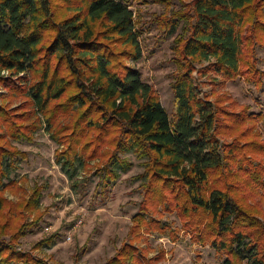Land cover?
Instances as JSON below:
<instances>
[{
    "label": "trees",
    "instance_id": "16d2710c",
    "mask_svg": "<svg viewBox=\"0 0 264 264\" xmlns=\"http://www.w3.org/2000/svg\"><path fill=\"white\" fill-rule=\"evenodd\" d=\"M191 11L189 35L175 48L180 71L170 115L141 71L125 62L142 57L128 4L0 0V87L26 97L18 109L0 105V187H8L6 160L27 156L10 140L33 142L44 124L63 146L56 156L63 172L73 178L78 167L95 165L101 193L119 178V170H127L121 154L145 160L143 198L132 216L130 240L104 264L156 260L132 241L145 230L165 232L167 226L154 217L164 212H175L195 241L210 243L220 264H264V220L259 209L252 212L242 203L245 195L264 194V140L256 130L264 115L230 111L227 97L200 96L193 75L214 73L224 82L245 71L258 73L264 0H193ZM203 62L208 64L198 69ZM228 137L232 141L223 140ZM2 193L1 188L0 264H42L13 244L39 217L27 223L22 210L30 203L21 209ZM16 219L26 224L10 241L2 238Z\"/></svg>",
    "mask_w": 264,
    "mask_h": 264
},
{
    "label": "rangeland",
    "instance_id": "374dc122",
    "mask_svg": "<svg viewBox=\"0 0 264 264\" xmlns=\"http://www.w3.org/2000/svg\"><path fill=\"white\" fill-rule=\"evenodd\" d=\"M121 1L134 11L135 28L142 47L140 60L126 59L125 62L141 71L142 80L151 85L171 115L174 110V76L180 71L174 60L179 53L175 48L189 35L194 20L193 0ZM170 24L175 26L169 31ZM115 46L124 48L123 45ZM207 64L197 63V68ZM255 67L259 70L257 74L245 71L224 82L218 74L202 75L195 71L197 91L200 96L207 94L211 99L227 97L224 105L230 111L241 112L246 108L250 113L264 115V46L256 48ZM256 79L260 81L257 83ZM25 101L24 95L12 96L0 87V105L18 109ZM36 116L33 115V120ZM39 116L44 121L43 116ZM256 130L264 140V118ZM51 133L52 130L44 124L34 133L33 142L10 140L12 146L18 151H26L27 156L16 155L6 160L9 176L4 182L8 187H0L2 195L10 205L21 206V209L24 203H30L28 209L22 210L27 223L40 219L32 230L18 234L21 237L13 244L42 260V264H104L123 242L130 240L128 232L132 216L143 198L141 185L144 178L140 175L144 172L145 160L137 158L133 152L121 154L129 163L127 170H119V178L101 193L95 165L86 169L78 167L73 178L63 172L56 160L57 150L63 146L51 138ZM232 139L223 138L229 142ZM262 161L264 163V155ZM242 203L252 212L259 209L260 213L256 215L264 220L262 190L252 197L245 195ZM154 215L167 226L166 231L145 230L141 239L132 241L141 252L148 251L147 256L156 259L151 264H220L221 258L214 247L210 243L195 241L175 212ZM26 222L12 220L11 229L1 237L10 241L14 230Z\"/></svg>",
    "mask_w": 264,
    "mask_h": 264
}]
</instances>
